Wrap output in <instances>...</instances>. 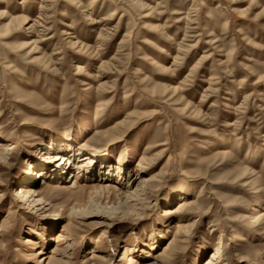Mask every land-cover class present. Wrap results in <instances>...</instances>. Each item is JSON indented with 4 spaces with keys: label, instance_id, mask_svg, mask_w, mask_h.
Segmentation results:
<instances>
[{
    "label": "rangeland",
    "instance_id": "obj_1",
    "mask_svg": "<svg viewBox=\"0 0 264 264\" xmlns=\"http://www.w3.org/2000/svg\"><path fill=\"white\" fill-rule=\"evenodd\" d=\"M0 264H264V0H0Z\"/></svg>",
    "mask_w": 264,
    "mask_h": 264
},
{
    "label": "bare ground",
    "instance_id": "obj_2",
    "mask_svg": "<svg viewBox=\"0 0 264 264\" xmlns=\"http://www.w3.org/2000/svg\"><path fill=\"white\" fill-rule=\"evenodd\" d=\"M57 147V145H53L52 146V149H55ZM53 159H58V161H62V162H67V163H70V161H71V156H69L68 158L66 157V156H64V155H61V156H59V155H55L54 156V158ZM83 160V159H82ZM80 167V166H79ZM79 167H77V168H79ZM170 213V211H166V214H169ZM171 213H173V212H171Z\"/></svg>",
    "mask_w": 264,
    "mask_h": 264
}]
</instances>
